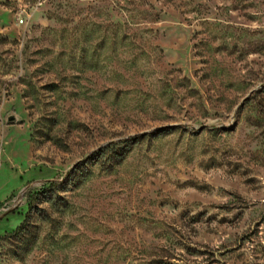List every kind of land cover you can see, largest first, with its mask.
Returning a JSON list of instances; mask_svg holds the SVG:
<instances>
[{
  "label": "rangeland",
  "instance_id": "rangeland-1",
  "mask_svg": "<svg viewBox=\"0 0 264 264\" xmlns=\"http://www.w3.org/2000/svg\"><path fill=\"white\" fill-rule=\"evenodd\" d=\"M0 264H264V0H0Z\"/></svg>",
  "mask_w": 264,
  "mask_h": 264
},
{
  "label": "trees",
  "instance_id": "trees-1",
  "mask_svg": "<svg viewBox=\"0 0 264 264\" xmlns=\"http://www.w3.org/2000/svg\"><path fill=\"white\" fill-rule=\"evenodd\" d=\"M120 143V142H119ZM117 143V145L119 144ZM123 145L122 146H116L115 143H110L104 147H101L99 149V155L100 156H104L105 154L109 153L112 158H115L118 162H121L125 156L128 154V152L130 151V148H131V145L129 142L127 141H124V142H121ZM89 159H94L95 161L94 162H97L98 159L94 158V157H89ZM81 164L80 163H77L73 168H72V171H71V174L74 175V174H77L78 172V169L80 168ZM57 183H55L54 181H50L49 182V186L48 188H53V186H55ZM43 191H39V194L42 193ZM40 199V198H38ZM37 225L34 221H32L31 219V216L29 215L25 221L23 223H21L18 228L13 232L11 233L10 235H8L7 237L9 239H15V240H18V241H23L28 235H31L32 238H31V241L30 243L28 244V246H31L34 242V240H36L37 238V232L35 230H37ZM30 247H28L29 249ZM26 249V250H28ZM20 251H23V250H20V249H17L15 251V258L17 257H20Z\"/></svg>",
  "mask_w": 264,
  "mask_h": 264
},
{
  "label": "built area",
  "instance_id": "built-area-1",
  "mask_svg": "<svg viewBox=\"0 0 264 264\" xmlns=\"http://www.w3.org/2000/svg\"><path fill=\"white\" fill-rule=\"evenodd\" d=\"M19 23H23L24 22V19L23 18H19Z\"/></svg>",
  "mask_w": 264,
  "mask_h": 264
}]
</instances>
